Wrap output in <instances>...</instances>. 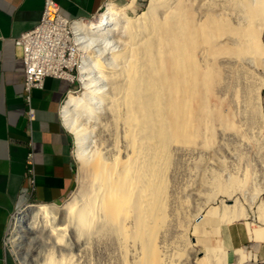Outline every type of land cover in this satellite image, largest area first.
I'll return each mask as SVG.
<instances>
[{"label":"bare ground","instance_id":"obj_1","mask_svg":"<svg viewBox=\"0 0 264 264\" xmlns=\"http://www.w3.org/2000/svg\"><path fill=\"white\" fill-rule=\"evenodd\" d=\"M135 2L121 6L108 1L94 20L70 19V42L81 54L75 72L87 91L84 100L69 93L62 117L80 140V168L88 175L89 187L63 208L55 203L28 205L20 213L30 211L35 222L19 220L16 235L40 231L43 243L51 245L48 253L35 258L36 264H79L75 252L94 245L108 246L115 257L112 264H202L194 259L208 252L203 264L249 260L253 253L232 246L228 226L239 217H253L248 234L264 239V198L259 196L264 188L257 186L246 195L225 162L218 172L208 171L204 160L192 161L189 178L178 181L181 150L173 140V98L166 83L180 39L173 23L177 5L148 0L143 10L131 15ZM211 12L232 19L233 27L221 20L220 40L205 32L193 40L214 60L232 51L227 56L229 76L245 86V111L256 121L264 88V0H222ZM224 39L229 45L221 44ZM217 44L221 56L212 54ZM193 46L189 42L188 47ZM73 114L93 123L80 125ZM259 135L264 137L262 127ZM238 193L245 204L233 212L230 200L236 204ZM191 231L198 238L190 239Z\"/></svg>","mask_w":264,"mask_h":264},{"label":"rangeland","instance_id":"obj_2","mask_svg":"<svg viewBox=\"0 0 264 264\" xmlns=\"http://www.w3.org/2000/svg\"><path fill=\"white\" fill-rule=\"evenodd\" d=\"M108 1L122 6L129 0ZM221 1L172 0L173 5H177L178 9H176L177 11L175 10L173 15V23L175 22L174 25H176L177 31L179 30L180 39L174 47L175 62H172L166 83L170 93L173 95L171 97L174 99H172L173 105L171 109L174 114L173 140L175 146L180 147L179 150L177 148V151L181 150V152H176L178 154L177 160L179 159L177 163L180 165L181 170L177 179L183 183L185 179L189 178V169L193 167L192 161L194 160H204L208 165V171L215 170L218 172H222L220 162H225L227 170L240 179L246 190V195H248L257 186L264 188V137L259 135V127L264 130V99L263 102L262 99L260 101L261 116H258L256 121H253L248 111H245V96H243L245 94V86L240 81H232L229 76L230 72L227 64L230 63L231 59L227 56H230L232 51L229 54L227 53L225 59L214 60L211 58L209 51L200 45V42L197 43L193 40L198 32H205L207 35L220 40L222 34L221 20L222 22H231L233 27L232 19L229 18L228 20L220 17V14L216 16L217 12H211L219 9ZM135 3L134 8L131 9L132 11L129 10L131 15L143 10L148 0H136ZM106 8L107 5L99 13L105 11ZM219 11L227 14L225 9ZM89 19L94 20L95 18L87 17L83 21L86 22ZM216 19L218 21H215ZM188 35L192 38L186 39L185 37ZM262 40L264 43V30ZM189 42L190 44H195V46L188 47ZM221 44L229 45V41L224 39ZM212 50L213 53H211L213 55H222L219 54V44ZM74 76L69 92L82 97L84 100L87 88L78 79L77 72L74 73ZM263 92L264 88L261 91L262 97ZM67 99L68 96L65 97L63 104L66 103ZM73 115L78 118L80 125L87 126V123L89 125L91 122L93 123L91 119H87L83 115ZM69 129L73 136V150L76 160V181L74 187L62 201L44 203H55L58 208L66 207L69 203L71 204L75 200L80 199V196L89 187L88 175L80 168L78 155L80 140H77V133L71 128ZM81 137L84 138V136ZM83 151L88 153V151ZM240 194L236 195L238 197L236 204L230 200L229 210L237 212L240 209L239 207H241V203L245 204V199ZM259 196L264 198V189ZM196 197L195 194V197L190 199L194 200ZM30 204L40 205L42 203L28 202L14 212L7 234L8 249L19 264H36L35 258L48 253L51 248L50 244L43 243L40 231L22 233L20 237L16 235L18 233L19 220L22 219L24 223L28 224L35 222L36 217L30 211L25 210L26 213H20L22 209H26ZM232 207L235 208L233 209ZM239 218L237 220L238 223L246 224V228L249 222L255 221L253 217ZM188 236L192 240L198 238V234L192 231ZM251 239L255 240L253 237ZM45 242H48V240ZM196 242V248H200L202 241L198 240ZM241 249L245 253L248 252L243 248ZM75 253L76 261H79V264L113 263L111 260L114 257V253L108 246L94 245L89 250L84 252L76 251ZM210 255L211 252H208L205 258H195L194 262L200 261L203 264ZM54 256L57 255L54 254ZM114 260L115 257L113 258Z\"/></svg>","mask_w":264,"mask_h":264},{"label":"crops","instance_id":"obj_3","mask_svg":"<svg viewBox=\"0 0 264 264\" xmlns=\"http://www.w3.org/2000/svg\"><path fill=\"white\" fill-rule=\"evenodd\" d=\"M55 1L65 17L76 19L98 13L108 0ZM43 9L44 0H0V264H19L7 244L14 212L28 202L62 201L76 181L73 136L62 117L72 82L49 76L26 100L24 64L15 44L40 21ZM228 236L234 248L253 253L231 264H264V239L252 240L246 224H229Z\"/></svg>","mask_w":264,"mask_h":264},{"label":"built area","instance_id":"obj_4","mask_svg":"<svg viewBox=\"0 0 264 264\" xmlns=\"http://www.w3.org/2000/svg\"><path fill=\"white\" fill-rule=\"evenodd\" d=\"M15 44L24 64L26 100H30L31 89L42 87L49 76L71 81L75 77V63L81 54L75 42H70V18L60 12L55 0H44L40 21L21 32ZM27 114L33 118L34 108L28 106Z\"/></svg>","mask_w":264,"mask_h":264}]
</instances>
